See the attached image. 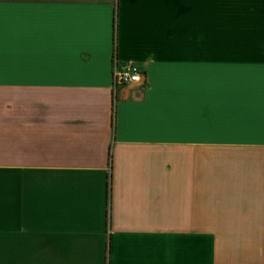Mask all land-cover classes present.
Returning <instances> with one entry per match:
<instances>
[{"label":"crops","instance_id":"1","mask_svg":"<svg viewBox=\"0 0 264 264\" xmlns=\"http://www.w3.org/2000/svg\"><path fill=\"white\" fill-rule=\"evenodd\" d=\"M0 264H264V0H0Z\"/></svg>","mask_w":264,"mask_h":264},{"label":"built area","instance_id":"2","mask_svg":"<svg viewBox=\"0 0 264 264\" xmlns=\"http://www.w3.org/2000/svg\"><path fill=\"white\" fill-rule=\"evenodd\" d=\"M142 75L143 73L137 65L115 66L113 70V86L116 88L131 83H140Z\"/></svg>","mask_w":264,"mask_h":264}]
</instances>
